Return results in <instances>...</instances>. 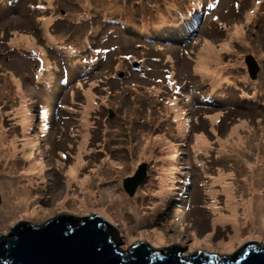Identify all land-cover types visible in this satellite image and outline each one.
<instances>
[{
    "label": "rangeland",
    "instance_id": "374dc122",
    "mask_svg": "<svg viewBox=\"0 0 264 264\" xmlns=\"http://www.w3.org/2000/svg\"><path fill=\"white\" fill-rule=\"evenodd\" d=\"M166 1L115 0L117 7L112 15L105 8L98 10L95 4L86 5L93 15L88 18L78 9V4H74L79 3L78 0H16L8 5L0 0V41L3 42L0 43L3 52L0 55V132L5 137L2 140L0 136V148L7 149L9 143H13L18 149L10 160L2 157L0 150V183L4 180L3 165L7 169L15 166L19 173L9 176L16 181L20 179L32 189L26 209L14 214H37L57 207L61 201L79 203L80 196H75L73 202L71 196L64 199L66 190L72 193L78 183L87 179V185H96L98 190H116L125 200L120 205L122 209L115 210L119 219L111 215L108 206L94 207V211L114 225L139 230L170 244L185 245L207 237L209 242L217 241L238 230H253L249 222L251 217L264 209V112L257 105H249L246 99L251 98L247 96L250 93L264 97V0L253 5L248 0H211L218 5L213 14L216 20L212 22L210 14L205 13L204 19L214 24L202 38L208 34L210 45L220 50L216 56H207L211 62L212 58L220 56L219 77H216L218 74L212 77L211 73H207L209 76L198 74L194 69L197 57L205 56L200 51L205 40L198 39L197 46L183 51L172 46H165L162 51L158 44L113 26L111 19L108 27L101 29L96 19L119 15L130 22L137 20L138 24L140 19H152L166 4L174 6L171 0ZM234 1L240 5L245 3L246 11L251 7L254 15L251 18L222 15L233 7ZM40 3L45 6L44 10L34 6ZM218 20L222 23L220 32L215 29ZM160 22L159 30L166 32L171 28L164 20ZM234 30L237 36H232ZM21 35H27L32 44L16 43ZM49 36L56 40L66 57L72 48H83L91 43L94 48L87 57L91 60L101 57V61L98 71L89 76V80L81 79L75 87L68 85L63 90L67 93L70 89L64 97L72 107L66 108L68 115L54 114L50 119V131L44 133L42 127L36 130V126H41L36 123L41 102L39 91L32 84L35 83V64L41 65L48 59L36 60L28 52H37L35 47L38 46L39 56L47 55L51 58L50 66L59 67L61 58L55 51L48 50L51 49ZM223 43H228L225 50L219 47ZM9 49H12L10 55L4 53ZM247 55L253 56L260 68L255 83L232 75L237 68L242 70V59ZM141 56H145L144 76L140 69L132 67L139 65L137 59ZM163 66L173 81L164 78L160 70ZM83 67L82 71H88L89 66ZM121 73L125 74V79L116 80ZM219 78V84H215L214 80ZM153 79L160 83L156 84ZM229 81H232L233 90L227 88ZM174 82L182 87H176ZM241 83L246 92L241 89ZM212 87H216L213 94ZM44 91L48 93V89ZM207 93L213 99L220 98L221 102L207 106L209 109L194 111V105H200L197 97L203 98ZM175 96L184 101L179 103L185 107V113L181 112L180 116L165 103ZM25 107L32 114L27 127L21 124ZM188 120H191L190 132L185 135L179 125L184 126L185 133L184 122ZM198 136L203 137L201 149L196 146ZM25 144L32 148L28 159L21 152ZM78 157L83 162L77 177L68 181L65 172ZM142 165H145L146 176L130 196L129 178H133ZM28 168H32L30 174L25 172ZM167 174H171L170 179L166 178ZM183 175L192 177L191 186L186 190L184 184L178 182V177ZM95 178L97 180L93 181ZM170 181L177 187L173 194L179 196L166 197V205L159 203V197L163 199L164 196L160 187L163 182ZM67 182L72 185L68 187ZM183 190L187 199L182 195ZM251 190H256L258 205L252 209L255 214L246 215L244 204L252 197ZM2 202L0 191V205ZM229 207L234 211L236 208L237 218L229 216ZM261 219L264 221V213ZM260 225L256 220L253 228L257 227L256 234L264 238V226ZM233 226L236 229H232Z\"/></svg>",
    "mask_w": 264,
    "mask_h": 264
},
{
    "label": "water",
    "instance_id": "95a60500",
    "mask_svg": "<svg viewBox=\"0 0 264 264\" xmlns=\"http://www.w3.org/2000/svg\"><path fill=\"white\" fill-rule=\"evenodd\" d=\"M246 64L257 71L252 60ZM144 178L142 165L129 178L130 196ZM250 244L264 249V238L242 229L217 241L170 244L114 225L80 203L32 215L0 214V264H264V252Z\"/></svg>",
    "mask_w": 264,
    "mask_h": 264
},
{
    "label": "bare ground",
    "instance_id": "6f19581e",
    "mask_svg": "<svg viewBox=\"0 0 264 264\" xmlns=\"http://www.w3.org/2000/svg\"><path fill=\"white\" fill-rule=\"evenodd\" d=\"M79 3L74 2L75 5L78 6V9L82 12V14L88 18H93V15L90 14L88 12V9L86 7V5L91 6V4H95V6L97 7V9H101V8H105L106 11L112 15V13H114L116 10L114 9L115 6V0H78ZM175 6H165L163 9L158 10L156 12V14L152 17V19H148V20H141L139 21L138 24H136L137 20L135 22H130L129 19H126L122 16L116 15L113 16L111 18H102V17H98L96 18L99 23V25L101 26V29H105L108 27V20L111 19L112 21H114V23L112 24L113 26H120L122 29L128 30V31H132L133 33L129 34L131 35H135L138 36L139 38L144 39L145 41L149 42V43H157V44H165V43H173L174 41H183V34L185 31L190 29V25L193 24L194 22V28L190 34L193 35L194 33H197V36L199 39L201 40H205L206 42L203 43L200 51L205 55H199L196 59L195 65H194V69L198 74H203V75H208L207 73H211L212 76H216L219 72L220 66L222 64L221 59L217 58L215 59L214 62H211L207 56H216L219 52L218 49H216L215 47H213L212 45H210V38L207 35L206 37L202 38V35H204L205 33L201 34L202 31H200L202 24H203V20L204 21H208V18L204 19V14L202 13V9H203V4H201L199 1L201 0H197L196 2L198 3V8H196L195 5H193V3L189 0H171ZM250 2V5H253L254 3H260L259 0H248ZM119 2L116 3V5H118ZM87 10H85V9ZM92 11V9H91ZM125 12V11H124ZM248 12L250 11H246V10H237L236 14L237 15H247ZM190 13V14H188ZM194 14H196V20L194 18ZM164 20L168 26H170L171 28H168V30L166 32L159 30V25H160V21ZM218 22H220L218 20ZM43 21L41 26L43 25ZM129 27L133 28L134 30H137V32L133 31V29H130ZM159 32V34H158ZM136 33V34H135ZM232 36H237V31L234 30V32L232 33ZM47 40L49 41V46L51 48L52 51H55L56 54H58V56L61 58V65L57 68V70H55L54 72H44L41 74L37 75V80H35V83L32 84L33 87L36 90H40L41 92H45V88L48 89V91H52V104L57 103L59 100V97L61 95V93L63 92V90L70 84L74 83L75 81H79L81 80L80 78L82 77L80 74L83 73L85 70L83 66H89L88 67V71L89 70H93L95 71L97 69L98 66V61L99 58L93 59V60H89L88 62H84V63H79L78 62V55L83 53L85 50V47H80L77 49H72L71 53L68 57H66V55L64 54V52L60 49V47L58 46V43L56 42V40L52 37L49 36L47 38ZM19 42H24L27 43L29 46L32 44V40H30L28 38L27 35H21L20 37H18L16 39V43ZM220 47L222 48H226L228 47V43H223ZM257 49V48H256ZM35 50L37 52H39V47L36 46ZM70 50V49H69ZM68 50V52H69ZM258 50V49H257ZM68 52H66L68 54ZM74 60V61H73ZM81 65V66H80ZM258 65V63H257ZM65 67L67 68L68 71L73 70V72H68L67 75H65L66 77H63V82H59L60 80H62V74H66L65 73ZM70 70H69V69ZM49 71V70H48ZM55 73V75H54ZM77 73V74H76ZM240 73V69L237 68L235 74L232 75H238ZM209 76V75H208ZM220 74H218L216 77H219ZM220 79L214 80L215 84H219ZM40 85H43L44 87L41 88ZM55 86L58 89L54 91V89L50 86ZM257 88V87H256ZM216 89V87H212V94L213 91ZM43 90V91H42ZM251 96V98H247V103L249 105H257L258 108L260 109L261 112H264V97L255 94V93H250L247 96ZM220 98H216L213 99L212 95H210L209 93L204 94L203 98H199L197 97V100H201L204 101L205 103H215V102H221L219 100ZM253 99L257 100V103L253 102ZM165 103H169L168 106L172 107L176 112L179 113L178 116H180L181 112L185 113V107H181L179 106L176 102L174 101H166ZM237 104V103H236ZM239 106L241 105L240 103L238 104ZM195 110H202L199 107H196ZM22 112L25 113L24 117H23V123L21 122V124L25 127L28 126L30 119L32 118V114L29 112H25V109L23 108ZM179 128L181 130V133H184V126L183 125H179ZM43 132L47 130V127H44ZM44 132V133H45ZM0 136H2V140H5V137L3 136V133L0 132ZM1 141V140H0ZM203 141V137L202 136H198V138L196 139V146L197 148H199V145L202 144ZM1 143V142H0ZM29 143V142H28ZM204 145V143H203ZM201 149V148H199ZM2 151V157L5 156L6 160H10V157L15 155L16 152L18 151L17 146L14 145L13 143H9V146L7 149H1ZM32 150L31 147H29L28 144H25L22 146L21 148V152L23 154V156H25V158H29L30 155V151ZM195 160L196 163H200V160L195 156ZM82 159L80 157L76 158V162L65 172V174L67 175V180H75V178L77 177V170L79 168V166L82 164ZM2 163L3 160H2ZM186 169H188V164H184ZM1 169V167H0ZM109 170V169H108ZM3 177L4 180L0 183V191L3 194V202L0 205V214H14L15 211L19 212L23 209H26V206L28 205L27 203L29 202V198H30V194L32 192V189H30V187L24 185L21 180L19 179L18 181H16V179L12 176V174H17V169L15 168V166L13 168H6L5 165H3ZM26 174H30L32 172V168H28L26 171ZM19 173V172H18ZM116 174H118V171L116 172ZM173 174V173H172ZM171 175V174H170ZM169 174H167L166 178L170 177ZM99 176H102V174H100ZM22 177V176H20ZM19 177V178H20ZM28 177H33L32 175H29ZM170 179V178H169ZM97 178H95L93 181H96ZM87 179H85L84 181L78 183V188H81V194L77 195V189H75V191H73L72 193H69L68 190H66V195L64 197V199H66L68 196L72 197V202L76 201L75 200V196H80L82 197V201H80V204H85L87 206H89L90 208H94V207H100L103 208L105 206H108L111 210L112 213L111 215H113L115 218L119 219V216L117 215V210H121L122 207H120V205H122V203L125 202V200L123 198H121V196L117 195V191L116 190H111L109 188L108 190H98L97 186L95 185H87ZM32 186H34V181L31 182ZM68 187H70L72 184L67 182ZM184 187H185V183H184ZM174 188V189H173ZM160 189H162V194L164 193L163 199L161 197H159V203H163V204H167L168 200L167 198H173L174 194H173V190L177 189V187H174V182L172 183V181L170 182H166L161 185ZM171 191V192H170ZM250 193H252V197L249 200H246L245 204H244V212L246 215H253L255 214V212L252 210L254 207H256L258 205V201L255 198V194H256V190H251ZM170 195H172L171 197H169ZM185 198V191L183 190V194H182ZM160 196V195H159ZM167 197V198H166ZM186 199V198H185ZM68 201H61L57 206H61L66 204ZM162 205V204H160ZM234 210H232L229 207V212H230V217H232L233 219L237 218V211L236 208H234ZM104 211H106V209H103ZM213 211H215V209H213ZM107 212V211H106ZM108 213V212H107ZM264 213V209L261 208L260 212L258 215H256L254 218L251 217V220L249 221L252 227V232L256 233L257 230H255V228H253L254 226V221L258 220L259 223L261 224L260 226L263 228L264 226V221L261 219V216ZM31 214H36L35 212L30 213ZM220 221H222L223 219L220 217ZM232 229H236V227H232ZM260 231V230H259ZM161 236V234H159ZM209 237H207L206 239H203L202 241H207ZM196 241H199V239H196ZM195 241V242H196Z\"/></svg>",
    "mask_w": 264,
    "mask_h": 264
},
{
    "label": "trees",
    "instance_id": "16d2710c",
    "mask_svg": "<svg viewBox=\"0 0 264 264\" xmlns=\"http://www.w3.org/2000/svg\"><path fill=\"white\" fill-rule=\"evenodd\" d=\"M245 1V0H244ZM244 6H245V3H243L242 5H240V3L238 2V1H234L233 2V7H231L230 9H228V10H226V11H223L222 12V15H225V14H231L232 16H236V17H239V16H241V15H237L236 14V11L238 10H244ZM250 9H249V11L250 12H248V17H252L254 14V11H253V9L251 8V7H249ZM195 20H196V18H195ZM253 21V20H252ZM212 22H215V21H212ZM217 22V21H216ZM211 24H214V23H209L206 27H205V29H204V26L202 27V29H201V31H203L204 30V33H207L209 30H207L208 29V27L211 25ZM217 25H216V27H215V29L218 31V32H220L221 31V25H222V23L221 22H217L216 23ZM195 25V24H194ZM193 30V29H192ZM192 30H187V31H185L184 32V37H183V41H181L182 43H185V42H187V41H190V40H192L194 37H197V33L195 34H193V35H191L190 36V34H191V32H192ZM208 35V34H207ZM225 49H227V48H224L223 50H225ZM222 50V51H223ZM220 57V56H219ZM218 57V58H219ZM215 61V59L213 58V62ZM232 61V60H231ZM221 67V66H220ZM222 68V67H221ZM245 72H244V70H243V68H242V70H240V73L238 74V75H236L237 77H240V78H242V75L244 74ZM160 102H162V101H160ZM74 220H76V219H74ZM77 221V220H76ZM76 221H74L73 223H75ZM117 242V241H116Z\"/></svg>",
    "mask_w": 264,
    "mask_h": 264
}]
</instances>
